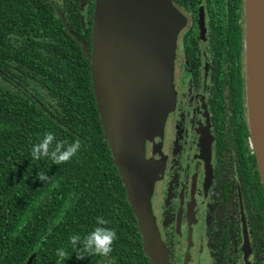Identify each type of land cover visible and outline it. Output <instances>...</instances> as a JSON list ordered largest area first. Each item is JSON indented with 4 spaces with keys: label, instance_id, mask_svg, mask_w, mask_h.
<instances>
[{
    "label": "flooded vegetation",
    "instance_id": "af4514ba",
    "mask_svg": "<svg viewBox=\"0 0 264 264\" xmlns=\"http://www.w3.org/2000/svg\"><path fill=\"white\" fill-rule=\"evenodd\" d=\"M11 1L36 4L28 19L59 20L91 53L95 0H0V8ZM170 1L185 22L151 197L168 262L264 264V184L249 126L244 0ZM37 49L46 65L49 50Z\"/></svg>",
    "mask_w": 264,
    "mask_h": 264
},
{
    "label": "trees",
    "instance_id": "16d2710c",
    "mask_svg": "<svg viewBox=\"0 0 264 264\" xmlns=\"http://www.w3.org/2000/svg\"><path fill=\"white\" fill-rule=\"evenodd\" d=\"M36 8L16 1L0 8V264H25L32 254V264H57L60 248L70 255L63 264H151L104 139L90 61L59 20L28 19ZM38 44L49 50L46 65ZM45 132L69 143L78 138L82 147L67 164L33 161L31 148ZM38 172L50 180H38ZM98 216L116 231L112 252L78 260L69 239H83Z\"/></svg>",
    "mask_w": 264,
    "mask_h": 264
},
{
    "label": "water",
    "instance_id": "95a60500",
    "mask_svg": "<svg viewBox=\"0 0 264 264\" xmlns=\"http://www.w3.org/2000/svg\"><path fill=\"white\" fill-rule=\"evenodd\" d=\"M244 9L249 126L264 184V0H244ZM184 22L170 0H95L90 54L73 35L90 61L104 139L151 264H169L151 197L174 101L176 41Z\"/></svg>",
    "mask_w": 264,
    "mask_h": 264
},
{
    "label": "clouds",
    "instance_id": "9594fccd",
    "mask_svg": "<svg viewBox=\"0 0 264 264\" xmlns=\"http://www.w3.org/2000/svg\"><path fill=\"white\" fill-rule=\"evenodd\" d=\"M82 147L80 139H75L69 143L65 140H56L51 132H45L43 138L31 148V157L33 161H40L43 158L50 159L54 164H67L75 157ZM37 179L42 182H48L50 177L44 172L37 173ZM58 182L53 187H58ZM96 226L90 233L81 238L79 234H74L69 239V244L78 253L76 258L82 260L87 256L108 257L112 252V245L117 239L116 231L104 227L108 221L103 217L96 218ZM80 247H77V246ZM58 257L57 264L70 258V255L64 248L56 251Z\"/></svg>",
    "mask_w": 264,
    "mask_h": 264
},
{
    "label": "bare ground",
    "instance_id": "6f19581e",
    "mask_svg": "<svg viewBox=\"0 0 264 264\" xmlns=\"http://www.w3.org/2000/svg\"><path fill=\"white\" fill-rule=\"evenodd\" d=\"M262 94L261 93H259L258 94V98H257V103H258V106H259V110H258V115L260 114V113H262L261 112V110H262V108H263V103H262V96H261ZM259 118H263V117H259V116H257V119H259Z\"/></svg>",
    "mask_w": 264,
    "mask_h": 264
},
{
    "label": "rangeland",
    "instance_id": "374dc122",
    "mask_svg": "<svg viewBox=\"0 0 264 264\" xmlns=\"http://www.w3.org/2000/svg\"><path fill=\"white\" fill-rule=\"evenodd\" d=\"M248 112H249V115H250L249 106H248ZM154 187H155V184H154ZM153 193H154V189H153Z\"/></svg>",
    "mask_w": 264,
    "mask_h": 264
}]
</instances>
